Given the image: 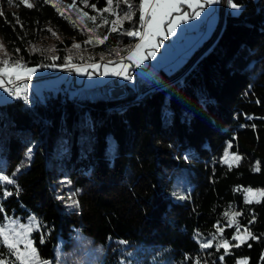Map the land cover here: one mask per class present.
<instances>
[{
    "label": "trees",
    "instance_id": "1",
    "mask_svg": "<svg viewBox=\"0 0 264 264\" xmlns=\"http://www.w3.org/2000/svg\"><path fill=\"white\" fill-rule=\"evenodd\" d=\"M57 1L91 13L107 6ZM232 1L240 10L224 12L216 36L186 71L140 98L143 86L179 74L211 37L173 72L138 78L135 88L124 82L123 97L46 91L31 103L21 95L0 103V176L15 181L0 182V223L5 214L34 216L32 242L49 264H264V197L245 203L243 191L264 190V0ZM131 2V21L116 32L101 25L97 33L107 40L76 49L87 33L55 0H30L31 8L0 0V40L25 66L64 65L69 56L72 64L118 59L137 40L125 34L140 23L139 0ZM113 8L128 10L115 0ZM48 28L58 37L44 48ZM225 149L238 154V163L222 160ZM4 189L14 194L4 198ZM229 220L257 239L246 237L225 255L215 245L236 243ZM213 233V246L201 248ZM0 253L12 257L2 243Z\"/></svg>",
    "mask_w": 264,
    "mask_h": 264
},
{
    "label": "rangeland",
    "instance_id": "2",
    "mask_svg": "<svg viewBox=\"0 0 264 264\" xmlns=\"http://www.w3.org/2000/svg\"><path fill=\"white\" fill-rule=\"evenodd\" d=\"M225 1L222 0V11L221 15L219 17V21L215 30L214 35L211 37L209 42L191 59V61L186 65V67L176 76L173 78L160 82L153 85H145L142 87L140 92L137 94L136 97L140 98L143 94H145L147 91L152 90L153 88L166 84L168 82L174 81L176 78H178L186 69L190 66L192 61L196 58V56L205 49L206 46L209 45L211 40L216 36L217 32L219 31L224 17V5ZM57 4H60L57 0H55ZM233 2V1H232ZM234 3V2H233ZM155 4V0H153V5ZM228 8L229 0L227 2ZM236 4V3H235ZM238 5V4H237ZM62 9L67 13V15L73 19L79 26H81L87 33V38L85 41L91 36L93 42L89 43V45L95 44L96 42V36L98 35L97 30L100 29V26L103 25L102 16L103 18H106L105 13H100L98 11L94 12H88L82 7H79L78 5H62ZM152 6H149L147 11L149 13L148 16H146V19H150V13H151ZM233 11V14H236L241 6L239 5V9H233L230 7ZM177 11L171 12L170 15H164L163 16V23L160 26V32L159 34H152L154 32V29H148L145 24H142L141 21L139 24H136L133 28H139L141 32L148 31L149 36L144 41H141L140 37H131V38H137V40L134 42L132 47L136 44H142V47L139 49L138 53H136L133 56L132 60L128 59L129 50L124 54L121 55L120 58L114 59V60H93V61H87L83 63H74L78 67L81 68H87V71H77L75 69H70L69 67L64 65H58V64H49L47 66H40V65H29L26 66V68H35L36 71L31 74L30 79H24L23 84H27V89L31 91L33 96L36 98L42 100L44 97V93L46 91H51L53 93H56L57 91H61L62 93H67L68 96L72 97L74 95H79L80 97H89L93 98L97 97V95L93 94L89 90L100 87L104 85L108 79H111L113 76H117L121 82L128 83L131 87L135 88L137 86V80L138 78H149L152 76H155L157 73L160 72V70H163L166 73H171L174 70H176L178 67H180L184 61L192 54V52L203 43V41L206 39H201L197 42L196 36L198 34V31H200V24L197 22L195 24L190 17V14L187 16H184L183 13L188 11L183 8L182 6H178ZM165 11V9L161 8L158 9V14ZM87 12L89 16H96L97 20L95 22V31H91L93 28V22L90 20H87L86 17L80 16V13ZM175 20V24L171 25L173 28V32L171 34L168 33L167 29L169 27L170 21ZM86 25V26H85ZM131 29V30H132ZM54 31V30H53ZM55 32V31H54ZM56 33V32H55ZM58 34L56 33L55 36L52 35L51 32H46L45 35L42 37V43L44 44V48H49L53 45L54 41L57 39ZM149 40L151 43H149ZM1 42V40H0ZM79 44V42H76ZM74 44V43H73ZM85 43L81 45L80 48L85 47ZM151 53H154L152 55ZM111 61L112 63H108ZM97 64L99 65L98 68H92L88 65L91 64ZM107 63V67L109 70L108 75H103V72L105 71L104 65ZM54 65V66H53ZM121 65H127V72L121 75H113V71H119ZM126 76L128 78H126ZM7 80V78H5ZM12 87L9 85V87H0V103L13 99L17 97V95H14L12 93ZM82 95V96H81ZM124 96V94L122 95ZM105 98H109V94L104 96ZM29 103L34 102L30 99H27ZM227 151L228 155L225 156V152ZM225 152L222 156V160L225 161L228 160V163H234L235 161L232 159L233 155H238L236 153L230 152L228 149H225ZM253 189V188H251ZM255 190H261V189H253ZM259 196L251 197L252 199H257ZM29 217H34L32 215L27 216L25 219H22L21 216H10V218L16 220V231L20 232L21 229L19 228V225H29L32 222L29 220ZM5 222V221H4ZM3 222V223H4ZM37 226L35 224H32V230L35 229ZM32 232V231H31ZM31 232L27 234L26 238H31ZM243 233V231H241ZM22 239L24 237H21ZM246 238V237H245ZM33 243V242H32ZM34 246V245H33ZM21 249L24 248V244L21 243L19 245ZM6 260H12L14 261V264H19V261H15V257H8L5 256ZM205 264L204 262H202Z\"/></svg>",
    "mask_w": 264,
    "mask_h": 264
},
{
    "label": "snow or ice",
    "instance_id": "3",
    "mask_svg": "<svg viewBox=\"0 0 264 264\" xmlns=\"http://www.w3.org/2000/svg\"><path fill=\"white\" fill-rule=\"evenodd\" d=\"M9 3H12V0H8ZM45 2H49V0H45ZM82 2L85 4L86 7H91L93 9H96V6L94 4H88L87 0H82ZM186 2V0H155V4L153 5V0H139V10H140V16H139V20L141 21L142 24H145L147 26L148 29H154V32L152 34H159L160 32V26L163 23V16L164 15H170L171 12L173 11H177L179 4ZM218 0H204V3L206 4H213V3H217ZM19 3L23 4L26 7H34L35 5L30 3V0H19ZM120 3H124L125 5H127V9L122 15H120L119 13H117L114 8V0H106V7L103 9H96V11L102 13H108L111 12V14L113 16H116V19L112 20L111 22H109L108 19L102 18L103 24L107 25L109 23H111V28L109 29L110 32H116L119 31V28L123 27V21L128 20L131 21L133 18V11L131 10L133 8V4L131 2V0H115V4L118 6ZM193 3L195 4V8L199 9L202 5H201V0H192L191 3H189V7H193ZM229 5L230 7H232L233 9H239V5L235 4L232 2V0H229ZM149 6H152L151 8V13H150V19H146V16L149 15L147 9ZM165 9V11L161 12L158 14V9ZM57 11L59 12L60 10L57 9ZM61 15H63V12H60ZM194 14L195 15H199V11H195L194 10ZM0 15H3L2 12H0ZM184 16L189 15V13L185 12L183 13ZM80 16L82 17H86L87 20H90L93 22V28L91 29V31H95V22L97 20L96 16H89L87 12H82L80 13ZM16 21L19 24V18L16 17ZM71 22V21H70ZM73 26H75V22H72ZM175 24V20L170 21L169 23V27L167 29L168 33L171 34L173 32V28L171 25ZM119 25V27H118ZM86 26V25H85ZM21 28H23V25L21 24ZM47 31L51 32L53 36L56 35V33L51 29L48 28ZM126 35L131 36V37H137L139 36L141 41H144L145 39L148 38L149 33L148 31H144L141 32V30L139 28H133L132 30H128L125 32ZM108 39L107 35H103L102 37L100 35L96 36V42L97 43H103L105 40ZM92 37L90 36L84 43L85 44H89L92 43ZM149 43H151V41L149 40ZM73 48L79 49L81 47L80 44L74 43L72 45ZM142 47V44H136L133 47L130 46L129 48V55H128V59L132 60L133 56L138 53L139 49ZM33 50H38V49H33ZM16 52H19L20 49H16ZM0 52L4 53V57L5 58H0V87H5V84H15V81H19V80H24V79H30L31 78V74L34 73L36 71L35 68H26V66L24 64L21 63V60H11V58L8 56L7 50L5 45L0 42ZM152 55H154V53H151ZM117 55H119V53L117 52ZM53 59H55V57H53ZM82 59V57H81ZM91 59V58H90ZM104 59V56L101 55V60ZM65 62H66V66L69 67L70 69H75L77 71H87V68H81L78 67L75 64L71 63V57H65ZM108 63H112L111 61H109ZM47 66V65H46ZM54 66V65H53ZM89 67L92 68H98L99 65L93 63L91 65H88ZM105 71L103 72V75H108L109 74V70L107 67V63L104 65ZM127 65H121L120 70L119 71H113L112 74L113 75H121L127 72ZM5 78H7V80H5ZM14 78V79H13ZM126 78H128L126 76ZM27 84H23L22 86H16L14 89L9 90L12 91V93L14 95L19 96L22 92L26 93L27 92ZM25 100L27 99V97H24ZM231 145H229L230 147ZM30 149H29V153H30ZM228 153L227 151L225 152V156H227ZM232 159L238 163L240 157L238 155H233ZM225 163H228V160H225ZM231 167V165H229ZM254 170L255 171H259V162L256 163V165L254 166ZM0 182H6L7 184H14L15 181L11 178H9L8 176H0ZM245 192V203H260L261 200L259 199H252L251 197H256V196H261L264 197V190H253L251 188L248 189H244L243 190ZM14 193L12 191H8L7 189H4L2 191V196L4 198H7L9 196H12ZM15 194H19V188H16V193ZM73 205L78 207V202L77 201H72ZM4 209L3 206L0 205V213H3ZM235 216H239L241 215V213L237 212L234 213ZM228 216V213H225V217ZM3 220L5 221L4 223H0V243H2L4 245V247H6L7 249V253L10 254L12 257H15V261H19V264H49L48 261L43 260L40 258L36 248L33 246V243L30 239H27L26 236L28 233H30L32 231V224H35L37 227H39V222L36 220L35 217H29V220L32 222L29 225H24L21 224L19 225V228L21 229L20 232L16 231V220L10 218L9 216H7L6 214L3 217ZM255 217H252V220L249 221V223L254 222ZM233 224H235L236 226V231L234 233V235L232 236V240L236 241L235 244H231L229 240L227 239H221L219 240L215 247L217 249V251H219L221 248L224 249V254L228 255L229 254V247H239L241 246L242 243H247V238L250 239H257L256 236L252 235V233L245 228L243 230V233H241L240 230V226L238 224V222L233 221V220H229V224L228 226L231 227L233 226ZM217 228V231L221 234V236L223 235V228L218 225L215 226ZM21 237H24L23 239ZM197 238L199 239V233H197ZM216 234L213 233L211 235V237L205 241H203L200 244L201 248H210L213 246V241L216 240ZM43 236H41V243H43ZM23 243L24 244V248L21 249L19 247V245ZM121 243H127L126 241H121ZM249 247H251V245H248ZM224 256H220V260L223 261ZM262 259H264V256H262ZM0 264H14V261L12 260H6L5 259V254L4 253H0ZM194 264H200V260L196 259L194 261ZM237 264H246V261H237Z\"/></svg>",
    "mask_w": 264,
    "mask_h": 264
},
{
    "label": "crops",
    "instance_id": "4",
    "mask_svg": "<svg viewBox=\"0 0 264 264\" xmlns=\"http://www.w3.org/2000/svg\"><path fill=\"white\" fill-rule=\"evenodd\" d=\"M191 2L192 0H186V2L179 4V6H182L188 11L193 22L194 23L196 22L195 24H197V22L200 24L199 27L201 30L198 31V34L196 36L197 42L205 38L206 39L204 41H206L210 37H212L215 33V30H216V27L219 21V17L222 11V0H218L217 3H213V4H206L204 3V0H201L202 6L199 9L195 8L194 3H193V7L190 8L188 5ZM227 2L228 0L225 1L223 12L227 10L228 12L233 13L232 9L230 7L228 8ZM194 10L199 11V15H195ZM79 96H80V93H79Z\"/></svg>",
    "mask_w": 264,
    "mask_h": 264
},
{
    "label": "built area",
    "instance_id": "5",
    "mask_svg": "<svg viewBox=\"0 0 264 264\" xmlns=\"http://www.w3.org/2000/svg\"><path fill=\"white\" fill-rule=\"evenodd\" d=\"M9 85L12 87V89H14L16 86H22V83L20 81H15V84H9ZM90 91L93 94L97 95V97H104L108 94H114L115 92L127 91V87L123 82L119 80L117 76H113L111 77V79H108L104 85L100 87H95L92 90L90 89L89 92ZM20 95L22 96V98L26 96L27 99L34 101V97L31 91L29 90H27L26 93L22 92Z\"/></svg>",
    "mask_w": 264,
    "mask_h": 264
},
{
    "label": "bare ground",
    "instance_id": "6",
    "mask_svg": "<svg viewBox=\"0 0 264 264\" xmlns=\"http://www.w3.org/2000/svg\"><path fill=\"white\" fill-rule=\"evenodd\" d=\"M126 93L127 91L115 92L114 94H109V98L123 97L122 95L124 94L125 96Z\"/></svg>",
    "mask_w": 264,
    "mask_h": 264
}]
</instances>
